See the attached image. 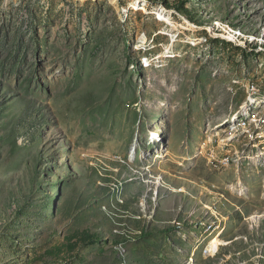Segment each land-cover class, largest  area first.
<instances>
[{
  "label": "rangeland",
  "instance_id": "obj_1",
  "mask_svg": "<svg viewBox=\"0 0 264 264\" xmlns=\"http://www.w3.org/2000/svg\"><path fill=\"white\" fill-rule=\"evenodd\" d=\"M0 264H264V0H0Z\"/></svg>",
  "mask_w": 264,
  "mask_h": 264
},
{
  "label": "bare ground",
  "instance_id": "obj_2",
  "mask_svg": "<svg viewBox=\"0 0 264 264\" xmlns=\"http://www.w3.org/2000/svg\"><path fill=\"white\" fill-rule=\"evenodd\" d=\"M145 62H146V64L147 65H145V66H149L150 65V63H149V61H148V59H145ZM135 147V146H134ZM134 149V148H133ZM132 150V149H131ZM217 245H219V241H217L216 239H214V240H212V242L210 243V245H209V249L207 250L206 249V251H211V252H213L215 249H216V246Z\"/></svg>",
  "mask_w": 264,
  "mask_h": 264
},
{
  "label": "trees",
  "instance_id": "obj_3",
  "mask_svg": "<svg viewBox=\"0 0 264 264\" xmlns=\"http://www.w3.org/2000/svg\"><path fill=\"white\" fill-rule=\"evenodd\" d=\"M211 261L213 262L214 260H213V259H211Z\"/></svg>",
  "mask_w": 264,
  "mask_h": 264
}]
</instances>
